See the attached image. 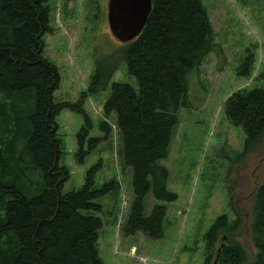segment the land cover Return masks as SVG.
Returning a JSON list of instances; mask_svg holds the SVG:
<instances>
[{
	"label": "trees",
	"instance_id": "1",
	"mask_svg": "<svg viewBox=\"0 0 264 264\" xmlns=\"http://www.w3.org/2000/svg\"><path fill=\"white\" fill-rule=\"evenodd\" d=\"M151 3L140 34L95 61L87 90L71 104L53 100L59 74L43 55V35L52 30L45 0H0V264H102L96 248L102 227L97 200L117 193L119 184L108 181L95 189L97 162L81 189L62 192L68 171L58 164L62 141L55 119L63 108L83 116L75 153L82 163L98 141L89 138L85 99L104 90L120 65L137 86L113 81L103 114H114L119 154L132 170L133 198L121 231L162 236L165 206L155 204L145 216L144 197L152 192L158 200L176 198L167 190L168 172L159 160L168 154L178 109L188 104L189 79L199 75L205 58L219 46L200 0ZM96 4L98 16L104 14ZM244 67L242 73L249 75L250 63ZM223 108L230 122L242 127L246 152L264 134V86L233 92ZM100 127L109 132L111 125L103 121ZM227 226L220 215L209 227L203 264L211 259L218 233L227 241ZM251 231L254 264H264V183L255 193ZM217 248L215 264H244L245 251L237 243L224 245L218 255Z\"/></svg>",
	"mask_w": 264,
	"mask_h": 264
},
{
	"label": "rangeland",
	"instance_id": "2",
	"mask_svg": "<svg viewBox=\"0 0 264 264\" xmlns=\"http://www.w3.org/2000/svg\"><path fill=\"white\" fill-rule=\"evenodd\" d=\"M108 0H45L49 7L51 32L43 35V55L58 69L59 83L53 92L57 103L78 101L86 91L95 61L110 55L123 43L109 31L106 12L99 14ZM206 9L213 41L219 49L205 58L198 76L189 79L188 104L177 111L168 154L160 159L167 169V190L172 201L156 199L148 192L143 201L147 216L155 204L165 206L162 236L151 238L142 232L126 236L121 226L133 198L132 170L123 164L120 141L113 127L114 114H103V103L113 81L137 86L124 65L115 71L104 90L85 99L83 109L90 118L89 138L98 141L77 161V133L83 124L80 113L63 108L56 116L61 138L59 166L68 171L62 192L77 191L87 170L100 162L94 188L108 181L119 190L97 200L102 220L96 244L102 264H203L205 234L216 218L227 219L225 246L237 243L245 251L244 264H254L257 249L251 225L255 193L264 183V134L245 152L241 126L224 113L225 100L235 91L264 86V0H200ZM250 63L249 75L245 64ZM105 121L109 132L101 129ZM88 148V141L84 142ZM218 233L211 249L212 264Z\"/></svg>",
	"mask_w": 264,
	"mask_h": 264
},
{
	"label": "water",
	"instance_id": "3",
	"mask_svg": "<svg viewBox=\"0 0 264 264\" xmlns=\"http://www.w3.org/2000/svg\"><path fill=\"white\" fill-rule=\"evenodd\" d=\"M151 0H108L106 18L109 31L120 42L135 39L144 27L151 10ZM225 237L218 242L217 255L225 245ZM215 260L212 264L216 263Z\"/></svg>",
	"mask_w": 264,
	"mask_h": 264
}]
</instances>
